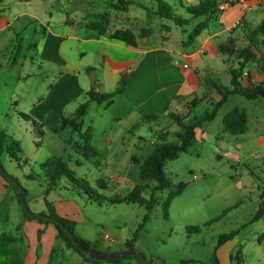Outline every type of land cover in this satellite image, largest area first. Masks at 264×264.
<instances>
[{
  "label": "crops",
  "instance_id": "crops-1",
  "mask_svg": "<svg viewBox=\"0 0 264 264\" xmlns=\"http://www.w3.org/2000/svg\"><path fill=\"white\" fill-rule=\"evenodd\" d=\"M38 1L0 0V118L8 117L11 110L16 116L30 114L32 118L27 121L35 127L39 124L42 138L46 136V128L61 138L62 118L72 117L78 106L86 101L90 90L99 93L114 91L124 74L130 76L124 92L99 104L104 105L112 118L127 121L128 131L146 125L150 120H144V116L152 114L170 118V112L176 113L187 122L203 118L210 111L207 106L213 108L222 99L221 89L232 88L234 70L240 72L243 86L264 83V36L259 34L255 37L253 33L264 18V0H235L213 15L194 18L196 25L208 20V27L188 47L184 46V42L189 30L185 25L178 26L170 19L151 13L149 9L155 12L157 4L149 7L133 0L127 10H120L110 3L109 7L114 11L105 12L107 30L101 34L90 29L87 24L93 21H87L77 11L68 12L65 8L49 10L37 5ZM176 1L185 11L184 6L205 0ZM215 1L219 8L226 0ZM155 19H158L157 22H154ZM112 20L115 21L113 27L110 26ZM162 25H168L169 31H163ZM118 29L132 30L137 36V45L112 38L111 33ZM144 30L149 32L141 36ZM248 35L255 40L256 46L251 44ZM228 40L233 41L234 53L219 52L218 46ZM247 51L252 55L248 59L245 58ZM220 75L225 76L228 85L220 81ZM30 78L34 81L27 91L23 85ZM193 101H196L194 106ZM250 122L248 113V131L235 136L249 133ZM0 127L3 128V123ZM201 127L196 128V138L202 137ZM178 130L176 122L171 127L158 126V138L161 142H178ZM77 134L82 138V132ZM259 143L264 147V136H260ZM96 151V156L102 155ZM133 158L138 162V157ZM53 159L57 158L51 154L36 165L42 170L41 164ZM8 185L0 176L1 190L5 192ZM133 188L130 187V190ZM55 189L45 194V199L52 206L57 202L53 198ZM57 214L74 221L76 225L68 210L61 209ZM28 224L35 226L33 239L26 230L19 235L20 226ZM15 228L16 234H0V237L11 234L16 238L5 245L12 250L10 255L1 251L5 257H13L15 264H105L84 261L78 252L68 248L58 238V231L52 223L28 219ZM39 230L43 231L40 240ZM248 243V237L241 239L238 233L222 245H215L213 259L209 263L190 255L183 264H216L215 260L219 264H237L233 257L240 252L246 262ZM54 256L58 257L57 261ZM6 260L3 258L0 264Z\"/></svg>",
  "mask_w": 264,
  "mask_h": 264
},
{
  "label": "rangeland",
  "instance_id": "rangeland-1",
  "mask_svg": "<svg viewBox=\"0 0 264 264\" xmlns=\"http://www.w3.org/2000/svg\"><path fill=\"white\" fill-rule=\"evenodd\" d=\"M136 1L149 7L157 4L156 0ZM164 1L171 4L178 15L190 17L176 0ZM112 2L119 3L118 0H39L37 5L54 11L64 8L68 12L77 11L87 21H99L105 12L114 11L109 7ZM196 23V19H191L184 27L191 32ZM114 24L112 20L110 26ZM219 79L224 85L229 84L224 75H220ZM213 80L216 81L215 78ZM33 81L30 78L23 89L28 91ZM236 106L247 109L251 120V130L243 136L232 135L223 125L225 114ZM207 107L212 109V106ZM27 119L21 113L16 116L13 110L8 117L0 118L2 129L13 136L22 149V153L16 152V158L3 151L0 161L5 170L28 190L26 199L32 212L49 213L45 204V173L36 163L54 154L76 171L78 178H84L105 196L101 200L91 199L66 177L60 179L53 195L57 201L53 206L55 211L68 210L76 222L74 232L80 238L89 240L95 250L114 252L125 249L126 241L133 238L144 215L148 214L144 227L138 231L135 248L144 254L150 264H183L190 255L209 263L219 236L234 230L238 231L241 239L248 237L247 259L245 262L240 252L241 263L264 264V218L252 221L264 196V147L259 143L260 136H264V97L249 100L241 95L229 96L218 109L215 119L203 123L202 137L195 138L188 152L165 162L164 171L172 183L186 184L185 190L171 200L167 214L164 202L168 199L169 190L154 191L155 182H149L143 193L148 199L154 196L151 209L139 203H114L107 198L124 197L131 191L130 187L141 182V162L161 143L158 126L171 127L175 121L161 116L157 121H147L146 125L128 131L127 121L112 118L104 105L91 101L80 130L85 134L88 128L93 129L92 145L102 155L86 157L78 147L84 146L85 141L70 124L60 128L61 138L48 128L45 129V138H42L39 124L36 122L35 127ZM38 146L41 149L37 150ZM133 157H138V162ZM4 190L0 187V234H16V225L29 218L18 201L16 190L9 185ZM188 227H200V230L190 231ZM18 230L19 235L26 230L31 239L35 237L33 224L22 225ZM39 231L38 237L41 238L43 231L42 234ZM107 235L114 239L110 245H107ZM1 251L0 247V261L4 258L9 264H15L13 257H5ZM57 258L54 256L55 261ZM102 262L138 264L136 258L127 256L117 261Z\"/></svg>",
  "mask_w": 264,
  "mask_h": 264
},
{
  "label": "trees",
  "instance_id": "trees-1",
  "mask_svg": "<svg viewBox=\"0 0 264 264\" xmlns=\"http://www.w3.org/2000/svg\"><path fill=\"white\" fill-rule=\"evenodd\" d=\"M118 1L119 3L113 2L111 3V5L120 10H127L128 5L133 3V0H118ZM184 9L186 13L190 15L189 18H185L181 15H178L175 11V8L168 2L164 0H157L156 11L152 12L151 9H149V11H151V13L159 15L162 18L170 19L174 21V23L178 26H184L189 24L191 19L215 14L219 8H218V3L215 0H205V1H201L196 5L184 6ZM107 23H108V19L105 14L102 17V19H100L99 21L90 22L87 24V26L90 29L98 30L101 34H105L107 30ZM207 27H208V20L200 21L188 34V38L184 42V46L185 47L191 46L194 40ZM169 28L170 27L168 25H162V30L165 32L169 31ZM148 32L149 30H144L141 36H144ZM253 33L255 34V37L259 34H262L264 36V18L260 22L259 26L253 31ZM110 36L112 38L123 40L133 46L137 45V41H138L137 36L130 29H118L113 33H111ZM248 38L251 44L256 46L255 40L252 38V36L248 35ZM232 44H233L232 40H228L227 42L220 44L218 46L219 52L226 54H233L234 48ZM251 56H252L251 53L247 51V54H245V58L248 59ZM129 77L130 76L128 74H124L120 79L119 85L112 92L99 93V92H95L94 90H90L87 93V100L78 106L74 115L72 117L62 118V126L66 124H70L75 131L81 133L80 130L81 121L83 120V117L87 113V110L89 108V103L91 101L102 103L107 99H112L116 94L123 93L129 81ZM231 85H232L231 89L225 87L221 89V93L223 96L222 99L219 102H216L213 108L210 111H208L203 118H197L195 121L187 122L184 120V117H182L181 115L170 112L168 114L169 117L172 118L179 126V130L177 131L176 134L178 138V142L162 141L161 143L157 144L153 149L152 153H150L147 157H145L144 160L141 162L140 173H139L141 182L137 183L135 187L124 197L107 198V199L113 201L114 203H122V202L139 203L145 205L147 209H151L152 206L154 205V196L152 195L148 199L143 196V193L149 187V182H155L153 186L154 191L169 190L168 199L164 202V207L167 214L171 200L176 196L180 195L185 190L186 184L184 182H180L176 185L172 183V181L164 171L165 162L178 159L181 153L188 152L189 148L192 146L193 141L196 138V128L201 127L205 121L214 120L217 115L218 109L227 101L229 95H241L249 100H256L261 97H264V83L250 84L248 86H243L240 81V72L238 71L235 70L232 71ZM192 104L194 106L196 104V101H193ZM23 116L29 118L28 115L23 114ZM161 116L162 114H152V115L144 116L143 119L158 120ZM223 125H224V129L227 132L231 133L232 135H239L247 132L249 128L247 110L239 106H236L235 108L231 109L224 116ZM81 135L85 141V144L84 146L79 145L78 147L82 149L86 157L96 156L97 151L92 145V138H93L92 128L91 127L88 128L85 134H81ZM5 150L11 157L14 158L17 157L16 152L22 153V149L18 141L15 140L12 136L8 135L0 127V155ZM41 168L45 173V178L47 182V187L45 190L46 195H48L52 189H55L58 186V182L62 177H66L74 186L83 189V191L87 193L91 199L94 200L105 199V196H103L97 190H95L87 180H85L84 178L82 179L78 178L76 171L70 168L65 162L62 161V159L58 158L44 162L41 164ZM0 176L5 179L7 184H9L14 190H16L18 201L20 203L18 192L22 191L25 192V194L27 195L28 193L27 190L21 185L20 181L17 178L13 177V179L15 180V184H14L8 181L1 174V172H0ZM45 201H46V205L49 208L48 214L63 221L65 225L74 232V226H75L74 221L59 216L55 211L54 207L52 206V204L49 202V200L46 198ZM23 211L27 218L35 219L29 217L24 209ZM262 218H264V196L260 201L259 207L254 217L252 218V221L255 222ZM38 220L43 223H52L58 231L57 233L58 238L62 242H64V244L68 248H72L73 250L78 252L83 258L92 262H102L101 260H95L87 256L85 253L79 250L72 241V239L70 238L66 229L63 228L62 226L55 224L51 221H48L46 219H38ZM147 220H148V214H145L143 217V221L139 224L138 229L134 233L133 238L126 241V246L128 248L135 249V243L137 240L138 231L144 227V224ZM187 229L190 231L193 230L199 231L200 227H188ZM237 233L238 231L234 230L229 233L221 234L218 238L217 247L222 245L226 241L234 238L237 235ZM39 234H42V231H39ZM74 235L83 245L89 248H93L91 246L90 241L80 238L75 232ZM15 239L16 238L11 234H2V236L0 237V247L4 255H10L12 253V250L5 248V245L9 244ZM239 256L240 254H237V256L233 257V259L237 261V264H242L241 258ZM127 257H132V256H127ZM134 258L138 260V264H141L139 258L137 257ZM114 260L117 261V259ZM215 263L219 264L216 260ZM2 264H9V262L5 261ZM50 264H56V263H50ZM147 264L150 263L147 261Z\"/></svg>",
  "mask_w": 264,
  "mask_h": 264
},
{
  "label": "water",
  "instance_id": "water-1",
  "mask_svg": "<svg viewBox=\"0 0 264 264\" xmlns=\"http://www.w3.org/2000/svg\"><path fill=\"white\" fill-rule=\"evenodd\" d=\"M0 172L1 174L11 183L15 184V180L13 177L5 170L4 166L2 165L0 161ZM19 200L20 203L27 213L29 217L35 218V219H46L48 221H51L55 224H58L62 226L63 228L66 229L67 233L69 234L70 238L74 242V244L77 246L79 250H81L83 253H85L87 256L95 259V260H101V261H111L114 259H118L124 256H132V257H137L139 258L141 264H147L146 258L143 253L137 251L134 248H126L121 251H114V252H101L99 250H95L93 248L86 247L83 245L74 235V232L65 225V223L58 218H55L49 214L46 213H35L32 212L31 209L29 208L28 202L26 200V194L25 192L19 191Z\"/></svg>",
  "mask_w": 264,
  "mask_h": 264
},
{
  "label": "built area",
  "instance_id": "built-area-1",
  "mask_svg": "<svg viewBox=\"0 0 264 264\" xmlns=\"http://www.w3.org/2000/svg\"><path fill=\"white\" fill-rule=\"evenodd\" d=\"M234 1H235V0H226L224 4H221V5L219 6V9H224V8L226 7V5H228V4H230V3H233ZM106 239H107V241H108V244L112 243L113 240H114V239L112 238V236H110V235H107V236H106Z\"/></svg>",
  "mask_w": 264,
  "mask_h": 264
}]
</instances>
